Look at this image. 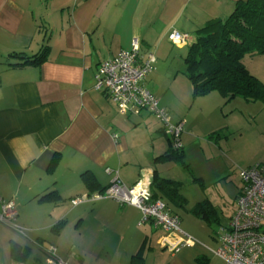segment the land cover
<instances>
[{"label": "crops", "instance_id": "0c3cea01", "mask_svg": "<svg viewBox=\"0 0 264 264\" xmlns=\"http://www.w3.org/2000/svg\"><path fill=\"white\" fill-rule=\"evenodd\" d=\"M239 1L0 0V213L5 202H14L18 224L29 230V241L4 235L5 249L16 243L30 256L32 243L49 255L48 264H79L81 256L77 260L74 252L80 249L88 251V264H132L138 254L143 258L138 264H225L216 254L219 235L236 213L240 177L241 185L225 202L232 204L228 222H221L219 205L205 193L197 204L208 200L215 207L212 222L193 210L179 216L166 204L193 238L179 253L170 245H176L178 234L152 222L141 225L137 208L113 199L88 201V179L101 189L116 178L128 188L141 182L151 186L157 175L173 179L167 174L171 161L162 160L173 148L162 122L138 108L123 114L106 92L95 89L101 63L131 51L136 39L143 56L156 57L145 88L174 124L184 125V153V147L196 143L207 152L215 148L222 159L228 154L221 143L236 135L235 124L223 123L229 101L219 92L195 97L185 59L196 31L211 20L226 19ZM173 31L189 41L174 44L169 40ZM45 45L50 50L40 64L15 66L10 57L15 51L33 57ZM175 50H187L185 58L179 53L181 69L170 65ZM230 163L226 167L224 162L229 172L235 167ZM256 164L264 163L235 171L239 176ZM76 199L83 201L74 205Z\"/></svg>", "mask_w": 264, "mask_h": 264}, {"label": "built area", "instance_id": "2783aa9c", "mask_svg": "<svg viewBox=\"0 0 264 264\" xmlns=\"http://www.w3.org/2000/svg\"><path fill=\"white\" fill-rule=\"evenodd\" d=\"M169 40L176 45H184L189 41V36L173 31ZM155 63L153 53L142 55L136 39L131 51H123L114 59L101 63L95 89L106 92L123 114L132 108L149 111L162 122L166 135L177 148L181 146L184 125L174 124L168 112L161 108L157 97L145 88L146 79L154 71ZM239 177L242 188L236 202L237 210L229 227L220 232V247L216 254L225 264H264V164L239 171ZM150 187V184L141 182L128 188L116 178L109 188L95 193L91 198L113 199L122 206L135 207L142 213L141 225L152 222L157 229L180 234L175 246L170 243L174 253H179L184 247L192 245L193 238L182 231L180 217L172 213L163 200L154 199ZM82 201L78 199L73 204L78 205ZM17 217L16 204L5 202L0 221L19 231ZM49 264L58 263L50 260Z\"/></svg>", "mask_w": 264, "mask_h": 264}, {"label": "trees", "instance_id": "16d2710c", "mask_svg": "<svg viewBox=\"0 0 264 264\" xmlns=\"http://www.w3.org/2000/svg\"><path fill=\"white\" fill-rule=\"evenodd\" d=\"M194 37L185 63L195 97L219 92L228 101L240 97L247 102L264 103V84L244 64L246 57L264 56V0H240L226 19L207 22ZM49 50L45 45L33 57H28L24 51L12 52L10 57L16 60L15 66L40 64L46 60ZM162 160L188 167L182 145L173 146ZM150 188L154 199H161L167 205L184 207L187 203L181 194L183 185L180 182L157 175ZM88 190L92 196L106 189L88 179ZM193 213L207 221L216 219L215 207L208 200L198 203ZM10 250L14 264H22L29 256V249L16 243H11ZM142 260L138 254L132 264L142 263Z\"/></svg>", "mask_w": 264, "mask_h": 264}, {"label": "rangeland", "instance_id": "374dc122", "mask_svg": "<svg viewBox=\"0 0 264 264\" xmlns=\"http://www.w3.org/2000/svg\"><path fill=\"white\" fill-rule=\"evenodd\" d=\"M45 17L49 18L47 15H45ZM40 24L44 27L41 22ZM175 53V55L170 57V65L181 69L184 65V58L186 57L187 50L183 52L175 50ZM179 53L182 54L184 57L183 59L179 56ZM244 64L248 71L264 84V56L257 55L254 57H246L244 59ZM224 108L225 114L228 116H226V120L223 119V123H225V125H229V123L235 124L231 125V130H235L236 132V135L233 134V132L227 135L226 141H220L224 147L229 148L228 154H225V157L222 159L215 153V148L207 152L201 148L200 145L194 143L184 147L185 163L188 167L174 161L170 162V166L167 167L168 178H173L172 180L182 183L183 188L181 194L187 200L184 207L171 205V208L176 211L179 216L186 217L188 214H192L191 211L197 206V202L201 199L200 193L202 195L205 193L206 195L212 196L215 204L219 205L218 209L220 210L219 216L221 222H228L229 214L232 211V209H230L232 204H227L225 202L233 198L234 195L232 190H234V188L236 189L238 184H240L238 179L239 176L235 170L243 165L247 167L257 162L264 163V103L262 101L254 103L247 102L243 98L237 97L231 100V102L229 101L228 104H225ZM230 111L233 113H230ZM204 121L211 122L212 120L205 118ZM224 162L226 167H228V165L232 166L230 162H232L235 167L229 172L227 168L224 167ZM219 178H221L219 181L220 184L215 185L214 183ZM225 191L226 198L224 200L221 195H223ZM92 196H88V201L92 200ZM90 222L93 223V220L90 219ZM16 226L20 228L19 231L14 230L0 221V264H4L5 262L6 264L14 263L12 262L9 244L8 249L4 248L6 247V241L2 239L4 235L13 233L15 235L14 239L16 238L24 241L28 238L29 230L20 226L18 222ZM89 227L87 217L86 228L88 229ZM212 227L215 230L219 225L215 224V226L213 225ZM178 236H180V234H178ZM40 246L43 247L44 245ZM45 247L48 248L49 245L47 244ZM30 249L32 253H30V256H28L22 264H48L46 258L49 257V255L47 256L41 248L31 243ZM74 253H76V255L79 253L78 255L81 256V263L79 264H88V251H82L80 249ZM78 259L79 257L77 260Z\"/></svg>", "mask_w": 264, "mask_h": 264}]
</instances>
